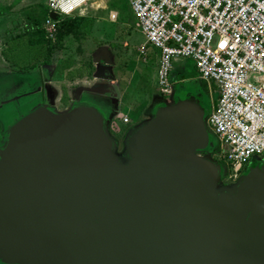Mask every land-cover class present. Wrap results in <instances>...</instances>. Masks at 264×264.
I'll return each mask as SVG.
<instances>
[{"label": "water", "instance_id": "1", "mask_svg": "<svg viewBox=\"0 0 264 264\" xmlns=\"http://www.w3.org/2000/svg\"><path fill=\"white\" fill-rule=\"evenodd\" d=\"M125 141L126 161L90 101L20 113L0 144V263L264 264V167L219 187L198 94Z\"/></svg>", "mask_w": 264, "mask_h": 264}, {"label": "built area", "instance_id": "2", "mask_svg": "<svg viewBox=\"0 0 264 264\" xmlns=\"http://www.w3.org/2000/svg\"><path fill=\"white\" fill-rule=\"evenodd\" d=\"M92 1L47 0L50 13L60 17H47L49 39L56 38L61 17L72 16ZM129 3L136 27L147 44L160 51L158 80L164 95L172 93L176 58L193 59L201 79L216 83L220 100L212 106L207 124L223 147L228 179L237 182L253 156H264V0Z\"/></svg>", "mask_w": 264, "mask_h": 264}, {"label": "rangeland", "instance_id": "3", "mask_svg": "<svg viewBox=\"0 0 264 264\" xmlns=\"http://www.w3.org/2000/svg\"><path fill=\"white\" fill-rule=\"evenodd\" d=\"M22 5L28 11V18L25 19L27 23H20L19 16H17V20H14V15H10V23L16 21L17 24L14 30L8 31L11 49L4 54L8 58L10 71L0 77V144L4 141L7 128L20 113H25L32 106L44 100L42 91L40 94H30L37 90L39 85L22 83L20 79L26 77L25 74L34 75V70L39 67V61L46 56L45 47L40 41L45 38L44 25L50 11L47 0H28L24 1ZM112 10L119 13L116 22H112L109 18V13ZM9 13V11L2 12L3 16ZM6 18L8 17H3L5 21H7ZM72 20L76 22V28L73 31V40L69 39L68 42V45L70 44L69 50L64 47L61 50L57 49L50 52L54 53L56 57L59 56L57 59L61 70L74 66L75 59L72 56H74V49H77L76 45L79 43H82L81 52L79 51L80 60L78 59L80 64H85L92 52L98 53L102 49L104 51L105 49L111 50L113 58L117 53L116 69H118L120 83L114 86L108 85L103 88V91L116 93L117 90H123V95L117 94V104H113L112 99H108L106 102L116 108L115 129H124L123 116L125 113L129 114L135 121L139 113L144 112L147 106L152 107L157 101L160 51L150 45L148 48L146 47V60H144L145 57L140 56V48L142 49L141 46L144 45L146 37L141 30L135 27L136 20L129 0H93L77 12ZM83 57L86 59H82ZM88 63L90 62L88 61ZM87 66L80 70L73 69L70 77L84 76L88 72ZM55 67L58 68V64ZM26 78L31 80L30 76ZM32 78L35 77L32 76ZM171 81L174 82V95L161 96L162 103L172 99H186L190 94H198L206 107L207 118L212 106L219 103V91L216 83L202 80L196 63L191 58L175 59L171 71ZM70 102L71 100L66 95L61 104H57L56 107L62 110L69 106ZM106 107L110 109L109 106L106 105ZM152 112H154L153 109ZM210 131L212 132L213 146L210 151L202 155H210L223 167L219 187H226L228 186L227 183L233 185L236 182L228 179V161L222 158L223 147L213 130L210 129ZM116 141V152L126 161V141ZM252 167H264V156H253L246 163L242 175Z\"/></svg>", "mask_w": 264, "mask_h": 264}, {"label": "crops", "instance_id": "4", "mask_svg": "<svg viewBox=\"0 0 264 264\" xmlns=\"http://www.w3.org/2000/svg\"><path fill=\"white\" fill-rule=\"evenodd\" d=\"M24 1L28 0H0V77H2L6 72L10 71L8 66V58L4 55L7 51H9L11 48L9 47V32L10 30H14V27L17 26L16 21L10 23V15H14V20H17V16H19V22L20 23H27L26 18L28 11L23 8L22 3ZM3 11H9V14H5L3 16ZM80 11V10H79ZM77 11V12H79ZM75 12L72 16H69L68 18L72 19L73 16L77 14ZM116 13L117 18L112 19V14ZM50 16V15H49ZM3 17L6 18L7 21L3 19ZM119 13L116 10H112L109 13V18L112 22H116L118 20ZM81 20V19H80ZM19 23V24H20ZM136 27V23H135ZM137 28V27H136ZM138 29V28H137ZM140 30V29H139ZM44 32H45V38L40 41V43L44 45V51L46 52V56L39 61V67L34 70L35 74H27L31 77V80H28L26 77H28L26 74V77H21L20 82L27 83V84H33L39 85V88L37 90H34V92H31L30 94L36 95L40 94L42 91L44 93V99L46 97H50V99L53 102V107L59 111L64 112L67 111L69 108H71L75 103L79 101H90L94 103L95 105L102 106L107 115H108V129L111 134V136L115 140H125L126 137L137 127L145 123L146 121L150 120L154 114L152 112V109L156 108L157 105L161 104V96H165L160 87H159V94L157 93V101L152 107L147 106V109L144 110V112L139 113L138 116H136V120L133 121L132 117L125 113L123 116V128L115 129L114 124V117L116 116V108L112 107L113 105H108L106 100L112 99L113 104H117V96L121 93L124 94L123 90H117L115 93L113 92H105L103 91L104 87H107L108 85H118L120 83V78L118 77V69H116L117 61H118V55L115 54V57L113 58L112 51L105 49V51L102 49L98 53H91V57L82 58L86 59L85 64H80L78 59L80 60L79 51L82 48V43L77 44V49H74L72 56L75 59V64L73 67L66 68V69H60L61 66L59 64V56L56 57L54 53H51V47L53 42L56 41L57 36L55 39L51 40L49 39L44 25ZM142 32V31H141ZM59 33V31H58ZM73 32L69 35H67L62 44L63 49L64 47L68 49V42L69 39L73 40ZM73 42V41H72ZM128 45V43H127ZM149 44H147V41H145L144 45H142V49L140 48V56L145 57L147 55V49ZM110 47V46H109ZM81 52V51H80ZM61 57V56H60ZM158 57V55H157ZM146 60V57L145 59ZM88 61L90 63H88ZM58 64V68L55 67V65ZM88 65V66H87ZM84 66H87L88 72L84 76L72 78L70 77V74L73 69H82ZM115 69V70H114ZM126 75V74H125ZM125 75H123L125 77ZM34 76L35 78H32ZM41 78V79H40ZM30 79V78H29ZM174 85V82L172 81V86ZM66 90V91H65ZM174 91L172 89L173 94ZM118 94V95H117ZM71 100L70 105L64 107V109L59 110L56 106L57 104H61L65 96ZM38 96V95H37ZM172 100L165 102L170 103ZM109 106V108L106 107ZM128 118L129 122H124V119ZM126 125H128L126 127ZM119 130V131H118Z\"/></svg>", "mask_w": 264, "mask_h": 264}, {"label": "trees", "instance_id": "5", "mask_svg": "<svg viewBox=\"0 0 264 264\" xmlns=\"http://www.w3.org/2000/svg\"><path fill=\"white\" fill-rule=\"evenodd\" d=\"M76 28V22L70 18H64L60 21L59 33L55 42L50 45L51 51L60 49L64 38L71 34ZM206 153V152H205Z\"/></svg>", "mask_w": 264, "mask_h": 264}, {"label": "flooded vegetation", "instance_id": "6", "mask_svg": "<svg viewBox=\"0 0 264 264\" xmlns=\"http://www.w3.org/2000/svg\"><path fill=\"white\" fill-rule=\"evenodd\" d=\"M227 185H229V184L227 183Z\"/></svg>", "mask_w": 264, "mask_h": 264}]
</instances>
